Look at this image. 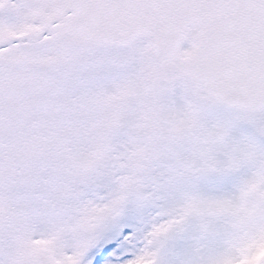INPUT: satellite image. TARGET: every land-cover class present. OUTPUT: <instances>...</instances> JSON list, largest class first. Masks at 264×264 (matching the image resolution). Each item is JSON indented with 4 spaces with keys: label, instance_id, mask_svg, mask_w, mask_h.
Returning a JSON list of instances; mask_svg holds the SVG:
<instances>
[{
    "label": "snow or ice",
    "instance_id": "obj_1",
    "mask_svg": "<svg viewBox=\"0 0 264 264\" xmlns=\"http://www.w3.org/2000/svg\"><path fill=\"white\" fill-rule=\"evenodd\" d=\"M0 264H264V0H0Z\"/></svg>",
    "mask_w": 264,
    "mask_h": 264
}]
</instances>
